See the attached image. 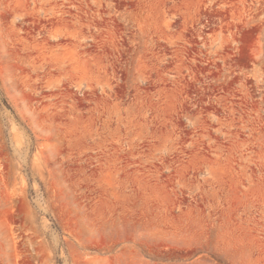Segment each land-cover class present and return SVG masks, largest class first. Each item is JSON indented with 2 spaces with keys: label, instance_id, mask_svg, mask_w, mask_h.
<instances>
[{
  "label": "rangeland",
  "instance_id": "rangeland-1",
  "mask_svg": "<svg viewBox=\"0 0 264 264\" xmlns=\"http://www.w3.org/2000/svg\"><path fill=\"white\" fill-rule=\"evenodd\" d=\"M0 264H264V0H0Z\"/></svg>",
  "mask_w": 264,
  "mask_h": 264
}]
</instances>
